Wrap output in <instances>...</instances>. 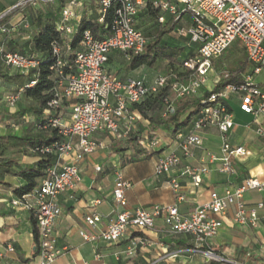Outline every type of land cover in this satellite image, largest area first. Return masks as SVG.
<instances>
[{"label": "built area", "instance_id": "built-area-1", "mask_svg": "<svg viewBox=\"0 0 264 264\" xmlns=\"http://www.w3.org/2000/svg\"><path fill=\"white\" fill-rule=\"evenodd\" d=\"M59 2V16L54 25L56 31L68 40L77 29V10L82 7V0H18L7 12L0 14V19L10 12L27 7L50 6ZM115 2L118 6L113 12L109 35L97 40L90 31H83L80 49L74 57V73L56 83L54 98L44 111L48 114L60 109L64 101L69 103L70 111L66 119L56 118L50 121L51 126L58 128L65 139L55 150V162L47 169L45 179L31 195L20 199L12 198L8 202L10 208L28 210L32 214L37 232L38 264H54L63 255L64 251L57 245L56 221L61 214L58 198L63 193L75 190L80 182L79 162L100 147V144L91 139L92 135L104 132L114 141L123 142L140 120L137 111L131 109L132 106L166 86H170L175 98L200 96L208 74L215 71L213 63L233 45L245 54L250 65L249 72L242 76L239 83L225 85L218 92L210 94L207 98L208 105L193 118L190 130H180L173 136L176 150L191 158V150L202 146L196 133L214 126L219 132L221 155L218 158L210 157V162L220 163L219 172L233 175L235 170L232 161L241 160L249 154L245 147L232 146L229 142V132L234 126L229 102L233 98L242 113L252 116L255 134L264 136V77H261L264 72V0H152L150 6L161 13L157 18L159 24L165 23V15L173 22H178L181 14L191 16V25L180 29L178 34L187 38L196 49L192 56L183 61V68L189 72L185 82L171 81L172 76L168 75L158 76L150 84L132 78L120 80L106 69L112 51L123 53L129 61L132 56L140 54L146 45L143 32L135 27L138 16L145 8V0H96L98 23L104 21L108 9ZM29 27L28 21H22L17 26L3 23L0 25V34L10 35L19 28L28 30ZM68 49L67 42L52 45L51 52L55 62L51 69L56 71L61 67V53ZM38 66L39 62L35 58L17 51H7L4 42L0 43V67L26 76ZM58 74L61 75V72ZM222 75L224 78L228 77L225 71ZM257 79L261 81L257 82ZM35 84V81H30L26 87L31 88ZM23 89L18 88L15 93L5 96L4 100L10 111L20 100ZM166 104L172 112L171 103ZM159 143L157 137L138 141L140 148L147 153L158 149ZM179 163V155L175 150L171 151L155 161L153 175L168 176ZM95 171L99 172L100 167H95ZM207 172L206 167H186L182 174L199 184L201 175ZM131 186L120 174L116 175L112 197L117 205L126 206L125 193ZM169 186L176 199L174 204L122 212L109 221L106 230L98 234L80 231V237L86 242L100 240L106 244H115L129 232L142 233L143 236L129 239L127 246L115 254L116 260L130 259L140 249L152 247L153 243L146 233L156 236L155 222L160 219L166 233L190 238L193 247L189 251L201 255L206 262L244 264L215 252L208 242L218 235L230 207H234L231 217L233 224L253 228L260 226L259 212L264 210V203L248 206L244 195L252 191L264 193V184L249 177L238 188L227 187L222 194L212 191L208 201L187 215H182L179 210L183 196L179 193L178 179L171 178ZM99 203L98 200L94 201L90 212L84 217V222L90 229L96 228L100 222L95 211ZM4 252L13 254L14 248L7 245ZM258 264H264V261Z\"/></svg>", "mask_w": 264, "mask_h": 264}, {"label": "crops", "instance_id": "crops-1", "mask_svg": "<svg viewBox=\"0 0 264 264\" xmlns=\"http://www.w3.org/2000/svg\"><path fill=\"white\" fill-rule=\"evenodd\" d=\"M17 1L0 0V7L4 9V12H7ZM82 3V7L77 10L79 21L83 16L86 19H97L96 0H82ZM60 5L59 2L50 6H42L44 10L36 15L27 9L17 10L10 14L5 23L17 26L22 21H28L30 25L37 16L51 19L55 23L59 16ZM142 13L143 10L140 15ZM140 15L136 20L135 27L142 31V28L137 27L140 23ZM167 18L170 17L165 15L166 20ZM190 25L191 18L187 27L180 29H186ZM36 32L37 29L31 26L28 30L19 28L9 37L20 46H24ZM182 39L187 40L190 47L186 49L193 54L196 46L191 44L187 38ZM26 50L30 51V47L28 46ZM31 55L33 56V54ZM160 65L162 70L159 68ZM166 65V62H161L151 69L141 66L132 70L129 68V61L125 59L123 53L112 51L109 54L106 69L114 73L120 80L132 78L150 84L158 76L169 75L170 70H167ZM12 72L15 71L0 67L2 75L11 76L13 75ZM23 79L15 80L12 85L8 86L16 90L20 87V81ZM5 81L12 82L3 79L0 75V83ZM8 92L4 96L8 95ZM232 100L236 101L235 98ZM229 106L234 121V126L229 132V142L232 146L245 147L249 152L245 158L232 161L235 170L233 175L219 172L220 163L210 162V157L218 158L221 155L219 132L214 126L196 133L202 141V146L200 149L191 150L193 154L191 158L183 156L180 150H176L173 136L162 131L156 135L157 138L160 135L163 136V140L158 138L160 141L159 148L154 151L153 157L149 160H140L130 164L124 163L123 155L117 152L125 147L123 142L109 139L111 136L104 132L92 135L91 139L100 144V147L79 162L80 182L75 190L63 193L58 198L61 214L56 221L57 245L64 252L54 264H208L209 262H206L201 255L189 251L193 247L190 238L176 237L166 233L160 219L155 222L156 236L146 233V236L153 243L152 247L140 249L136 256L130 259L116 260L115 254L127 246L128 240L132 238L131 232L115 244H106L100 240L86 242L80 237L79 232L98 234L106 230L109 221L122 212H133L137 209L149 210L154 205L174 204L176 199L169 186L171 178H177L180 184L179 193L183 196V201L179 204V210L182 215L189 214L208 201L210 192L215 191L222 194L227 187L238 188L249 177L264 184V136L260 137L255 134L252 125L253 118L250 115L240 111L248 119L241 124L237 123L230 102ZM69 111V103L64 101L60 107V118L66 119ZM8 132V129L2 128L0 135ZM12 132L14 133V130ZM202 136L218 137V152H211L210 147L204 144ZM253 141L255 146L252 145ZM174 150L180 157L179 165L170 175L155 177L153 175L155 161ZM128 153L130 152H126V154ZM24 160L22 159V161ZM97 166L100 167L99 172L95 171ZM186 167L192 169L206 167L208 172L201 175L199 184H195L189 176L182 174ZM117 174H120L124 180L132 185L125 193V207L117 205L112 197ZM6 181L14 186L22 184L20 180L14 178H6ZM12 198L14 197L11 189L0 187V230L4 232L3 235H0V254L2 255L0 264H38V252L34 251L32 214L28 210L10 208L8 202ZM96 200L100 202L95 207L100 222L96 228L90 229L86 226L84 217L90 212L93 202ZM244 201L248 206H254L260 202L264 203V193L248 192L244 195ZM233 212L234 207H230L223 218V225L218 235L208 242L209 247L229 260L244 264H258L264 261V210L259 212L260 226L258 228L233 224L231 221ZM7 245L14 248L13 254L4 252Z\"/></svg>", "mask_w": 264, "mask_h": 264}, {"label": "trees", "instance_id": "trees-1", "mask_svg": "<svg viewBox=\"0 0 264 264\" xmlns=\"http://www.w3.org/2000/svg\"><path fill=\"white\" fill-rule=\"evenodd\" d=\"M145 1V8L140 15L141 19H139L140 23L137 27L141 28L144 20L148 19L153 21L154 28L148 32L142 27L146 45L140 54L130 58L129 68L134 70L145 66L151 69L161 62H166L167 70H170L168 74L172 76L171 81L185 82L189 72L183 68V61L192 54L185 47L180 48L169 44L168 38L171 35L165 38L179 21L173 22L171 18H167L164 24H159L157 18L161 15L160 11L150 6L152 0ZM117 6V2L113 3L102 23H98L96 19H86L83 16L74 35L68 40L56 31L51 19L41 16L34 18L30 24L31 27L37 29V32L24 46L17 44L9 35L0 34V43L4 42L7 51H17L28 57L33 54L32 57L39 62L38 68L30 71L26 76L23 74L8 76L0 73L3 79L9 81L20 80L24 77L25 82L20 83L19 88H24L22 97L31 101L30 105L13 114H8L6 117L0 115V124L9 130L7 134L0 135V187L11 189L14 198L20 199L23 196L31 195L45 179L47 169L55 162V150L65 142V139L59 133L58 128L51 126L50 121L60 118V109L52 110L48 114L44 111L48 109V104L54 98L56 83L74 73V57L80 48L83 31H90L97 40L109 35L113 12ZM2 13H4V9L0 7V14ZM11 13L0 19V25L7 22ZM184 15L181 14L180 19ZM64 42H67L69 49L61 53L62 65L55 71L51 69L55 62L51 48L54 43L62 45ZM28 46L30 51L26 50ZM181 52H185L186 57L179 62L177 57ZM236 54L231 61L219 59L213 63V68L219 73V77L211 92L205 91L198 97L175 98L170 86H166L155 94L147 95L142 102L132 106L131 109L137 111L140 120L123 141L125 147L117 151L123 155L124 163L130 164L151 159L154 152L147 153L140 148L139 140L152 139L162 131H166L171 136L180 130L188 131L193 118L208 105L207 98L211 93L218 92L225 85L239 83L242 76L249 72L250 65L242 50L236 48ZM223 71L227 72V78L222 75ZM58 72H61V75ZM30 81H35L36 84L28 88L26 85ZM16 91L17 89L13 93ZM166 102L171 103L172 112L168 109ZM1 118L6 120L1 121ZM15 128H19V136L12 132ZM170 128L171 130H169ZM128 151L130 153L126 154ZM9 153H14L17 156H9ZM22 159L25 160L22 161ZM6 178L18 179L22 184L14 186L7 182ZM31 221L34 251L37 252V232L32 216ZM135 236H143V234L134 233L131 237ZM208 264L217 263L209 262Z\"/></svg>", "mask_w": 264, "mask_h": 264}, {"label": "rangeland", "instance_id": "rangeland-1", "mask_svg": "<svg viewBox=\"0 0 264 264\" xmlns=\"http://www.w3.org/2000/svg\"><path fill=\"white\" fill-rule=\"evenodd\" d=\"M43 5H37L34 6V7H27L25 9L27 10H30V13L36 15L38 12H42L44 10V8L42 7ZM34 8H37V9H34ZM191 16L189 14H185L182 19L180 20V22H178L173 31L171 33H169V35H167L165 38L170 37L168 38V43L171 44L172 46H177V47H185V48H189L190 46L188 45V42L186 39H182L180 38L179 36V30L180 28H185L187 27V24L190 20ZM143 25H141L142 27L145 28V31H152L153 28H154V25H153V21L152 20H148V19H145L144 22L142 23ZM141 27V28H142ZM237 54H236V47L235 45L231 46L224 54L223 56L220 58L221 61H231L233 57H235ZM186 57V54L185 52H181L179 53L178 57H177V60L179 62H181L182 60H184ZM161 66V65H160ZM161 70L163 69L162 66L159 67ZM18 72L15 71V72H12V74H17ZM218 72L215 70V71H212L211 73L208 74V78H207V82L205 84L204 87L201 88L200 90V94L204 93L205 91H211L214 87V81L216 79V77L218 76ZM261 77H264V72L261 74ZM23 79V78H22ZM257 82H260L261 80L260 79H257L256 80ZM25 82V78L20 81V83H23ZM12 83H14V81L12 82H3V83H0V115L3 116H7L8 114H13L14 112L28 106L31 104V101L28 100V99H25L21 96L20 100L17 102V104L15 105V107L13 108V110H9L7 104L5 103V100H4V95L7 93V91H9L8 93L11 94L15 91V89H11L9 86L12 85ZM7 85V86H6ZM9 85V86H8ZM230 105L232 107V111H233V114H234V118H235V121L237 123H242V122H245L247 121V116L246 115H243L240 110H239V106H238V103L234 100H230ZM6 120L5 118H1V121H4ZM3 128V126L0 124V130ZM14 130V129H13ZM171 130V128L169 129ZM14 134L16 136H19L20 135V132L19 130H14ZM164 135V133H162ZM161 136V135H160ZM158 136V138L160 140H163V136ZM201 136V135H200ZM109 139L113 140L112 137H109ZM202 139L204 141V144L206 146H209L210 147V150L211 152L213 153H216L218 152V148H219V139L218 137L216 136H202ZM255 142L253 141L252 145L255 146L254 144ZM9 156H17L16 154L14 153H9ZM4 232L2 230H0V235H3Z\"/></svg>", "mask_w": 264, "mask_h": 264}]
</instances>
